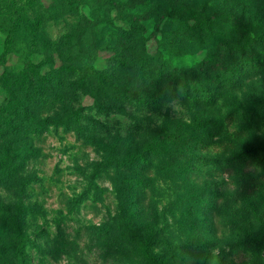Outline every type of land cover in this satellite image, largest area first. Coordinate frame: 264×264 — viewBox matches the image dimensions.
<instances>
[{"label": "rangeland", "instance_id": "obj_1", "mask_svg": "<svg viewBox=\"0 0 264 264\" xmlns=\"http://www.w3.org/2000/svg\"><path fill=\"white\" fill-rule=\"evenodd\" d=\"M40 1L59 14L69 3ZM114 1L120 5L86 9L89 18L99 13L104 20V41L87 54L89 62L81 61L93 64L110 92L73 88V111L78 107L79 113L72 114L66 110V90L55 88L59 103L36 116L50 118L39 134L29 138L20 132L0 140V165L18 164L8 181L0 166V205L12 213L25 208L18 224L30 239L24 247L27 264H153L141 253L137 237L150 242L158 264H264V3ZM170 11L177 18L168 17ZM63 16L49 21L51 42L64 40ZM158 39L167 40L174 57L161 52ZM66 53L54 51L53 60L47 59L53 78L63 82L69 79L58 73L70 62L62 61ZM43 58L34 53L31 64L40 65ZM14 61L12 56L5 64ZM165 64L182 69L198 93L210 92L211 102L177 99L133 106L132 98L165 95L166 86L150 87V77L164 72ZM3 69L0 65V74ZM123 92L130 104L120 111L107 101L98 106L93 95ZM70 121L91 141L65 128ZM30 124L18 119L19 126ZM172 131L179 139L165 141L148 168L135 161L123 165L122 159L132 160L155 132ZM232 149L253 155L226 171L222 164ZM203 155L219 165L203 166ZM107 159L110 164L98 170L96 163ZM243 174L247 180L240 183ZM39 177L43 187L34 183Z\"/></svg>", "mask_w": 264, "mask_h": 264}, {"label": "trees", "instance_id": "obj_2", "mask_svg": "<svg viewBox=\"0 0 264 264\" xmlns=\"http://www.w3.org/2000/svg\"><path fill=\"white\" fill-rule=\"evenodd\" d=\"M67 1L69 3L66 5V10L61 8L62 13L59 14L60 11L56 10L54 5H45L40 0H0V65H3L4 68L0 74V88L3 90V97L0 100V140H3L9 134H19L20 132H24L26 137L29 138H34L36 133L39 134L44 129V126L41 125H48L50 118L46 117V119L40 120L36 119V116L40 115V112L47 113L59 103V101L55 102V100H59L58 94L54 92L55 88L66 90V110H69L70 113H72L76 101L73 99L74 95L71 94L73 88L78 90L90 87V89H95V91L110 92V88L105 86L106 79L100 76V73L96 71L92 63L89 66H82L81 64V61L89 62L86 58L87 54L90 55L91 52L96 51L97 45L104 41V34L102 33L104 31L102 30L104 20L98 19L100 17L99 13L89 18L86 15V9L98 12L101 9H112L113 6H119L120 2L114 0ZM75 1L78 2L74 4ZM246 1L247 4L251 1L254 6L264 3V0ZM64 13H67L68 16H63ZM166 14L172 19L177 18L172 11L166 12ZM62 16L65 17L63 21L68 31L62 36L64 40L57 44L50 41L48 26L49 21L59 19ZM132 17H135V15ZM106 23L108 25V22ZM166 42V39L157 40L161 52H165L169 57H174L175 53L166 47ZM54 51L57 54H61V51L67 52L62 61L70 60V62L63 69V72L58 74H64L69 81L63 82L60 78H53L54 71L49 67V64L52 63L47 61V59L53 60ZM34 53H41L44 57L43 60L46 61L40 65L31 64ZM69 53L71 55L70 58H68ZM12 56L15 57L16 61L14 62L17 63L14 65L5 64ZM140 59L143 61L147 60L143 59V56ZM161 62L164 63V60H161ZM133 63L138 67L137 61ZM43 66H46V68H42ZM119 67L123 68L121 65ZM164 69L165 71L161 72V74L158 71L150 77V87L157 89L159 86H166L168 91L165 95L158 99L151 96L143 100L132 98L133 104H135L133 106L154 107L161 101L170 102L177 99H185L193 103L202 104L211 102L212 94L206 90L202 91V89L198 93L196 86L187 81L182 69L172 64H165ZM114 71L115 75L117 70L115 69ZM95 84H97L96 87H94ZM93 95L97 97L95 101L98 106L101 102L107 101L109 106L117 104V108L120 111L124 109L125 104H130V97L125 95L124 92L120 95L108 94V97L106 94ZM77 110L78 107L75 108L72 114L79 113V110ZM5 117L8 118L7 122L4 119ZM20 117L23 120H30L31 124L24 127L19 126L18 119ZM36 121L37 123H33ZM65 122L67 121L65 120ZM65 122L63 124L65 128L72 129L80 139L86 140V142L91 141L90 137L85 135V133L83 135L81 126L71 121L66 125ZM151 137L152 142L140 153H137L132 160L130 158L122 159L124 166L129 167L135 161L138 166H146L148 168L152 159L156 158L162 151L161 147L165 141L173 143V141L179 139L178 136L173 134V131L169 134L155 132ZM251 155H253V152L249 149H232L222 165L226 171H232L233 168L238 167L241 162L250 158ZM110 162V159H107L104 162L96 163L97 169H101L103 164L109 165ZM200 164L215 167L219 165V162L212 157L203 155L200 158ZM0 166L4 176L8 177L6 179L3 176L6 181L16 175L18 164L14 160L6 161ZM245 180H247V177L243 174L237 181L243 183ZM34 183L37 187H43L45 180L39 177ZM139 184L136 183V185L140 186ZM253 186H257V184H253ZM20 210L23 211L25 208L18 209L15 213H12L9 206L0 205V212L3 213L1 219L4 228L2 230L4 231L3 241L0 242V264H27L24 247L30 239L22 234L19 227V219L24 218V213L22 214ZM137 238L138 241L136 243L141 253L150 259L153 264H158L159 257L154 256L149 251L150 242L142 240L140 237Z\"/></svg>", "mask_w": 264, "mask_h": 264}]
</instances>
